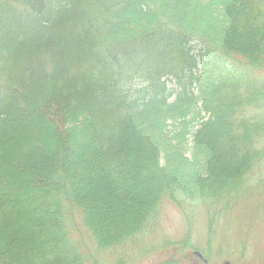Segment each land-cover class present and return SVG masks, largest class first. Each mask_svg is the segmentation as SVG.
I'll return each instance as SVG.
<instances>
[{
	"label": "trees",
	"instance_id": "trees-1",
	"mask_svg": "<svg viewBox=\"0 0 264 264\" xmlns=\"http://www.w3.org/2000/svg\"><path fill=\"white\" fill-rule=\"evenodd\" d=\"M169 31L179 44L264 67V0H0V264H84L65 201L111 244L142 228L165 196L215 202L245 186L264 158V119L237 115L262 92L246 87L244 99L231 71L204 61L189 76L198 93L184 85L170 101L158 78L141 97H121L117 51ZM48 108L58 141L34 163L38 178H25L35 215L18 220L13 142ZM22 151L28 162L37 154L29 143Z\"/></svg>",
	"mask_w": 264,
	"mask_h": 264
},
{
	"label": "rangeland",
	"instance_id": "rangeland-1",
	"mask_svg": "<svg viewBox=\"0 0 264 264\" xmlns=\"http://www.w3.org/2000/svg\"><path fill=\"white\" fill-rule=\"evenodd\" d=\"M163 37L148 41L147 46H127L126 55L117 51L119 64L114 65L112 74L115 71L119 74L116 77L120 79L122 99L130 102L141 97L146 90H151V84L157 83L154 80L158 78L168 91L174 92L170 101L176 99L184 85L198 93L196 84L188 86L189 76L191 73L201 74L203 62L208 61L210 69L221 67L232 72L242 86L244 99L249 96L247 88L251 94L263 93L244 106V111L237 115L238 122L241 119L255 121L257 116L261 117L257 120L264 119V67H249L241 63V58L240 61L210 53L196 41L179 44L172 31ZM193 62H197L196 66H191ZM57 108L61 110L63 106L57 105ZM48 110L40 109L38 120L34 118L21 132V141L16 145L18 135L13 142L15 147L10 162L14 168L8 171L14 181L22 185L21 196L12 206V215L18 220L35 215L36 207H33L37 202L32 203L35 195L31 191L27 193L25 178L31 180L33 177V181L38 178V167L34 163L42 158L41 152H47L45 144L53 143V146L58 141L54 123L48 120ZM189 140L190 149L187 151L190 155L194 150L193 135ZM26 143L36 148L37 154L30 162L22 157V144ZM214 144V148L220 147L222 138H217ZM256 145L259 149L264 148V137ZM261 160L248 174L245 186L231 196H223L225 198L215 202L195 200L190 195L178 200L163 197L142 228L120 242L110 244L98 240L94 231L85 225L82 211L68 201L64 204L63 222L84 264H264V158ZM31 166L37 169L33 171Z\"/></svg>",
	"mask_w": 264,
	"mask_h": 264
},
{
	"label": "water",
	"instance_id": "water-1",
	"mask_svg": "<svg viewBox=\"0 0 264 264\" xmlns=\"http://www.w3.org/2000/svg\"><path fill=\"white\" fill-rule=\"evenodd\" d=\"M227 264H229V262H227Z\"/></svg>",
	"mask_w": 264,
	"mask_h": 264
},
{
	"label": "flooded vegetation",
	"instance_id": "flooded-vegetation-1",
	"mask_svg": "<svg viewBox=\"0 0 264 264\" xmlns=\"http://www.w3.org/2000/svg\"><path fill=\"white\" fill-rule=\"evenodd\" d=\"M201 258H203V256Z\"/></svg>",
	"mask_w": 264,
	"mask_h": 264
}]
</instances>
